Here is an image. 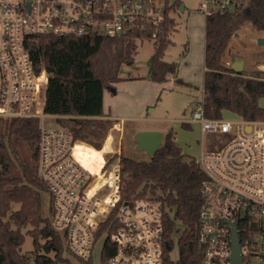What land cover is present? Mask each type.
I'll return each instance as SVG.
<instances>
[{
	"label": "built area",
	"instance_id": "built-area-1",
	"mask_svg": "<svg viewBox=\"0 0 264 264\" xmlns=\"http://www.w3.org/2000/svg\"><path fill=\"white\" fill-rule=\"evenodd\" d=\"M247 0H205L200 8L236 10ZM166 16L163 0H0V118H36L39 125L37 175L48 188L52 225L65 235L71 253L88 260L94 245L112 251L109 264H163L164 209L155 199L119 205L120 154L104 152L98 169L77 154L80 141L46 112L51 73L38 70L35 36H117L154 26ZM203 139L195 156L206 174L202 186L198 246L200 264H231L233 227L240 236L243 264H264V120L240 116L209 118L204 96L193 109ZM205 135L211 141L205 142ZM101 232L98 236V233ZM30 264H36L31 261Z\"/></svg>",
	"mask_w": 264,
	"mask_h": 264
},
{
	"label": "trees",
	"instance_id": "trees-1",
	"mask_svg": "<svg viewBox=\"0 0 264 264\" xmlns=\"http://www.w3.org/2000/svg\"><path fill=\"white\" fill-rule=\"evenodd\" d=\"M166 16L154 39L148 78L166 82L178 74V64L167 61L165 53L172 44L176 21L170 15L180 0H163ZM250 21L264 31V0H248L246 5L230 11L218 10L206 15L204 113L209 118L230 116L264 120V71L247 75L223 63L226 49L241 26ZM154 26L136 29L117 36L39 35L32 39L31 50L38 70L50 73L46 112L58 115L59 124L68 127L79 144L78 156L85 158L86 148L100 150L114 120L104 110V91L114 92L124 63H133L137 38H149ZM179 81H181L179 79ZM182 82V81H181ZM188 128L187 123H183ZM39 125L36 119L0 118V264H73L65 235L52 225V211L43 212L44 193L48 188L37 175ZM28 144L31 158L21 155L20 146ZM118 155L109 153V160ZM122 188L119 205L147 198L158 200L164 209L165 241L163 264H200L198 246L199 214L202 186L206 179L196 157L183 153L175 131L168 130L158 151L137 160L121 152ZM183 227V228H181ZM101 232L98 233V236ZM178 234L179 257L171 250ZM27 236L33 240L29 253L23 250ZM112 251L101 249V261L109 264ZM93 264L92 257L80 259Z\"/></svg>",
	"mask_w": 264,
	"mask_h": 264
},
{
	"label": "rangeland",
	"instance_id": "rangeland-1",
	"mask_svg": "<svg viewBox=\"0 0 264 264\" xmlns=\"http://www.w3.org/2000/svg\"><path fill=\"white\" fill-rule=\"evenodd\" d=\"M204 1L205 0H180V4L176 5L170 12V15L174 17L176 21V30L172 33L174 43H172L165 53L167 61H175L178 66H181V73L188 74L189 72L191 75L195 72V74H197V80L200 79L198 74L199 66L205 62L204 48L206 14L200 8L201 3ZM181 5H184L183 9L181 8ZM262 33L263 31L257 30L250 21H246L239 29L237 35L230 41L226 49V54L223 57V63L231 67V65L237 60H243L247 64L245 70L246 74H257L261 68L264 67V46L257 43V38ZM154 52V39L137 38L134 62L124 63L121 67L120 74L123 76L131 74L135 77L140 76L141 79H145L142 76L149 71L151 56ZM185 56L188 57V64L185 62L187 60ZM115 85H117V83ZM199 86L200 87L192 88L190 90L183 86L180 81L177 82L175 80H170L169 82L160 85L156 95L152 93V88L150 87H141L140 91H138L140 92V96L146 98V101L151 99L148 105L142 107L143 110H145V115L160 118V123L163 124L165 128L173 129L177 133V142L179 146L184 149L185 152L195 156L199 155L201 151V142L203 139L201 127L199 123L192 122L190 127L185 128L180 121L186 118V121L191 120L194 107L197 102L203 98L204 93L203 89H201V83ZM117 87L119 88L120 86L117 85ZM136 90L137 89L130 88L127 91L134 93ZM122 93H124L123 89L117 95L113 92V89L106 90L104 92L105 107L108 109L109 104L111 105L117 101V99L121 98ZM109 98H112L111 103H109ZM225 116L230 115L228 112H225ZM36 121L38 126V119H36ZM45 122L52 126L59 125L58 120H54L51 117L46 118ZM143 123L144 120H141L139 117L125 119L123 122L125 129L123 127V135L118 146L119 149H116L119 153L123 152L124 155L137 160L149 157L146 152L137 149V140L134 138L133 134V126ZM212 138L211 135H205V142L211 141ZM85 144H87V142ZM20 148L22 157L30 159L32 154L30 146L25 144L20 146ZM106 149H108V147H105V149L102 148L98 151L105 152ZM93 167L94 166H92V168ZM49 210V195L48 193H44V214L48 215ZM174 237L175 241L171 250V257L177 259L179 257L178 234L176 233ZM103 243L104 238H99L94 245L92 255L93 264H103L101 261V249ZM32 247L33 240L30 236H27L26 241L23 244V250L26 253H29ZM69 258L73 264H84L72 253L69 254Z\"/></svg>",
	"mask_w": 264,
	"mask_h": 264
},
{
	"label": "crops",
	"instance_id": "crops-1",
	"mask_svg": "<svg viewBox=\"0 0 264 264\" xmlns=\"http://www.w3.org/2000/svg\"><path fill=\"white\" fill-rule=\"evenodd\" d=\"M205 21H206V15H205ZM171 38L173 41L172 43H174V39H173L172 35H171ZM168 48H167V50H168ZM167 50H166V52H167ZM186 51H187V49H186ZM188 51H189V48H188ZM185 57L187 59L185 62H186V64H188L189 63L188 57L187 56H185ZM204 61H205V48H204ZM243 62H244V65H243L242 72H244L246 74L245 70L247 68V64L245 61H243ZM180 67L181 66L179 65L178 74L176 76L170 75L168 80L166 82H163V83H167L170 80H175V81L179 82V79H180L182 81V82L181 81L180 82L183 84V86H185L186 88H188L190 90L192 88L200 87L199 84L201 83V85H202L201 89H203V91H204V74H205V70H206L205 62H204V64H202V65L200 64V66H199V69H198V74L200 76L199 80H197V77H196L197 74H195V72L191 75L189 72H188V74L181 73ZM261 70L264 71V67H262ZM148 74H149V71L147 72V74H143L142 77H144L145 79H141L140 76L135 77L131 74H128V76H123L120 74L121 77H123V79L119 82H116L117 85H119L120 87L118 88L117 85H115L116 87H114V93H116V95H117L122 91V89H123L124 93H122L121 98L117 99V101H115L113 104H111V105L109 104L108 109L105 107V101H104L105 96L103 97L104 110L106 113H109V116H107V118L114 120V126L109 131L108 136L105 139L103 146H102V148H104V149H105V147H108V149H106L105 152L110 153L111 151H117L116 149H119L118 146H119V143H120L122 135H123V127H124L123 122L125 121V119L138 118L139 117L141 120H144L143 124H137V125L133 126L134 138H135V134L138 131L144 130V129L160 130L164 134L168 130H170V128H165L164 125L160 123V118H158L156 116L151 117V116L145 115V110H143V108H142V107H145V105H148L149 101H151V99H148L146 101V98H144V96L139 95L140 92H138V91H140L141 87L142 88L143 87L152 88V93L154 95H156L158 92V89L160 88V85L163 84V83H159V82H155V81L150 80L148 78ZM130 88L137 89V90L134 93L127 91ZM111 99L112 98L108 99L110 101L109 103H111ZM263 100H264V98H262L260 100V103L262 106H264ZM226 112L229 113V111H226ZM133 113H139V114H133ZM186 119H182L180 122L181 123H187L190 127L191 123L189 122V120L186 121ZM124 129H125V127H124ZM175 138L177 141V133L176 132H175ZM85 143L86 142L80 141L79 144H85ZM90 146L95 148L92 145H90ZM90 146L88 148H86V152H87L86 155L87 156L85 158H81V159L84 160L85 162H90L91 167L94 166L93 167L94 169H98L97 164H98L99 160L102 159V154L104 152H101L98 150L92 151L90 149ZM95 149H97V148H95ZM78 152H80L79 149H78ZM182 152L187 153V152H185L184 149H182ZM187 154H189V153H187ZM193 156H195V155H193Z\"/></svg>",
	"mask_w": 264,
	"mask_h": 264
},
{
	"label": "water",
	"instance_id": "water-1",
	"mask_svg": "<svg viewBox=\"0 0 264 264\" xmlns=\"http://www.w3.org/2000/svg\"><path fill=\"white\" fill-rule=\"evenodd\" d=\"M184 8V5H181ZM257 43L264 46V31L257 38ZM244 62L243 60H237L231 65L235 71H242ZM135 139L137 140V149L144 151L148 156L154 155L158 149L161 147L164 141V133L160 130L154 129H144L140 130L135 134ZM166 246L170 248L169 243L166 242ZM231 264H243V257L241 254L240 236L237 232V226L233 227V241H232V254H231Z\"/></svg>",
	"mask_w": 264,
	"mask_h": 264
}]
</instances>
